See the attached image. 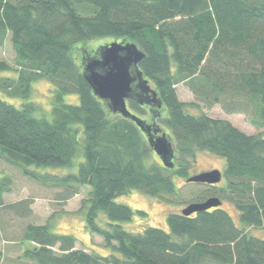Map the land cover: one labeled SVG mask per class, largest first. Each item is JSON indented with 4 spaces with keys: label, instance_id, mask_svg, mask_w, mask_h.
<instances>
[{
    "label": "trees",
    "instance_id": "obj_1",
    "mask_svg": "<svg viewBox=\"0 0 264 264\" xmlns=\"http://www.w3.org/2000/svg\"><path fill=\"white\" fill-rule=\"evenodd\" d=\"M8 32L19 69L15 80L1 77L0 87L24 103L19 108L0 97V156L44 185L74 194L90 186L81 201L86 227L114 251L102 256L75 248L74 235L31 223L24 240L36 245L24 252L26 258L34 264H264V237L247 229L264 231L263 138L228 120L188 112L177 92L187 82L206 99L241 95L255 107L251 123L264 127V0H0V44ZM107 37L136 42L144 51L139 69L162 107L149 110L134 83L128 107L151 133L169 131L175 168L153 160L147 130L114 112L86 80L84 60L98 57L101 48L87 46ZM9 69L0 60V71ZM40 79L54 85L49 113L38 114L30 100ZM200 150L226 159L228 183L192 202L227 199L242 226L218 206L190 216L171 213L168 230H126L122 223L135 211L116 198L132 190L158 198L175 193L173 176L188 178V158ZM77 158L82 160L76 173L29 169L71 167ZM12 180L11 174L0 178V207ZM57 244L59 252L53 249Z\"/></svg>",
    "mask_w": 264,
    "mask_h": 264
},
{
    "label": "rangeland",
    "instance_id": "obj_2",
    "mask_svg": "<svg viewBox=\"0 0 264 264\" xmlns=\"http://www.w3.org/2000/svg\"><path fill=\"white\" fill-rule=\"evenodd\" d=\"M10 1L15 2L17 0ZM115 40L122 41V39L114 37L100 38L90 41L87 47L91 51H96ZM82 53L83 49L80 48L77 52L78 59L82 58ZM0 60L6 61L11 66L9 70L0 71V78L8 77L10 80H15L19 68L15 61V51L11 43L10 32L6 34L3 43L0 44ZM53 87V83L47 79L33 82L30 100L39 107L38 114L49 113L51 110ZM177 92L179 98L187 103L188 112L193 114L205 113L213 118L225 119L248 134H259L262 138L264 137V127L258 128L251 123V119L256 117V110L254 105L245 97L221 94L218 101L213 100V98L206 99L205 95L192 89L187 82L179 83ZM0 97L19 108L24 103L22 98L13 96L2 87H0ZM227 103L228 105L233 103L237 105V108L228 111L225 106ZM145 117L147 118V116ZM165 131L170 138L169 131L167 129ZM153 153V160L155 159L156 162L163 165L160 157L155 152ZM81 160V158H77L71 167L32 165L29 169L42 174L65 175L71 172L76 173ZM188 160L190 162L188 176L213 168L220 169L224 175L227 168L224 157L208 151H197ZM5 174H11L13 180L11 191L4 194L5 204L0 207V264H34L32 260L24 256L27 249H32L36 245L32 241L24 240L25 230L31 223H48L54 233L74 235L76 237L75 248L84 249L88 252L92 251L102 256L114 252L112 248L105 245L101 236L91 234L86 227V211L81 208V201L88 197L91 190L90 186L83 185L74 194L66 192L63 188L44 185L0 156V178ZM173 180L176 185L175 193L167 194L162 198L154 197L140 190H132L118 196L117 202L127 204L135 211L132 219L122 223V226L134 233L143 232L148 227H160L168 230L167 217L169 214L181 213L182 209L196 197L210 191L206 183L187 182L186 177L175 175ZM220 182L219 186L225 185V175ZM223 201L222 207L231 214L238 225L242 226L236 206L227 199ZM28 207H33L31 213H26ZM139 210L146 214H141L138 212ZM247 229L252 234L264 237V231L259 228ZM53 249L59 252V244L55 245Z\"/></svg>",
    "mask_w": 264,
    "mask_h": 264
},
{
    "label": "water",
    "instance_id": "obj_3",
    "mask_svg": "<svg viewBox=\"0 0 264 264\" xmlns=\"http://www.w3.org/2000/svg\"><path fill=\"white\" fill-rule=\"evenodd\" d=\"M145 57L144 51L133 41L115 40L100 48L98 57H88L85 61L84 76L95 95L106 100L114 112L134 120L142 130H147L148 141L155 153L161 158L165 167H175V146L164 131L159 136H153L150 127L145 126L143 120L133 113L127 104L132 96V84L139 81L140 88L151 95L154 103L161 101L157 92L149 84L139 69V63ZM148 102V101H146ZM161 128L155 132L161 131ZM264 141V137H263ZM187 182L217 184L222 180V172L215 168L189 176ZM222 205V199L211 196L203 201H194L182 209V214L190 216L194 213L209 210Z\"/></svg>",
    "mask_w": 264,
    "mask_h": 264
},
{
    "label": "flooded vegetation",
    "instance_id": "obj_4",
    "mask_svg": "<svg viewBox=\"0 0 264 264\" xmlns=\"http://www.w3.org/2000/svg\"><path fill=\"white\" fill-rule=\"evenodd\" d=\"M134 84L136 85V87L140 90V91H143L141 88H140V84H139V81H135L134 82ZM143 95L145 96L142 100H141V103L142 104H145V105H147V107H148V109L149 110H153V109H156V104L157 103H154L152 100H151V95L149 94V93H146V92H144L143 91ZM143 100H145V101H148V102H142ZM127 104H128V101H127ZM158 106H157V109H161V107H162V102H161V105H159V103L157 104ZM165 130L164 129H162L161 131H158V132H153L152 131V135L153 136H159L162 132H164ZM166 132V131H165ZM145 133V132H144ZM168 135V134H167ZM147 138H148V135H147ZM154 151V150H153ZM155 152V151H154ZM176 151H175V158H174V160H175V167H176ZM161 159V158H160ZM162 161V160H161ZM163 163V162H162ZM164 165V164H163ZM174 167V168H175ZM213 169H215V168H213ZM208 170H212V169H208ZM207 171V170H206ZM224 175H225V173H224ZM223 174H222V178H223V176H224ZM226 177V176H225ZM187 179V178H186ZM227 183H228V180H227V178H226V183H225V185H223V186H219L220 184H221V182H219V183H217V184H207V186L210 188V189H213V188H224V187H226L227 186ZM224 199H222V205H220V206H223V204H224V201H223Z\"/></svg>",
    "mask_w": 264,
    "mask_h": 264
},
{
    "label": "crops",
    "instance_id": "obj_5",
    "mask_svg": "<svg viewBox=\"0 0 264 264\" xmlns=\"http://www.w3.org/2000/svg\"><path fill=\"white\" fill-rule=\"evenodd\" d=\"M33 207H31V209H32Z\"/></svg>",
    "mask_w": 264,
    "mask_h": 264
}]
</instances>
